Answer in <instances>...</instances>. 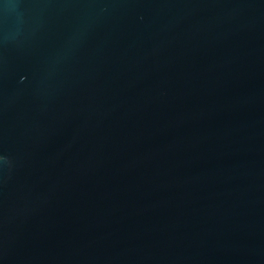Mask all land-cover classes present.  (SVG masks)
Masks as SVG:
<instances>
[{"label":"water","instance_id":"water-1","mask_svg":"<svg viewBox=\"0 0 264 264\" xmlns=\"http://www.w3.org/2000/svg\"><path fill=\"white\" fill-rule=\"evenodd\" d=\"M0 264H264V0H0Z\"/></svg>","mask_w":264,"mask_h":264}]
</instances>
